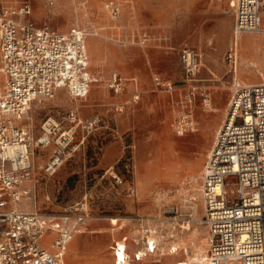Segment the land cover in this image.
Listing matches in <instances>:
<instances>
[{
	"label": "rangeland",
	"instance_id": "1",
	"mask_svg": "<svg viewBox=\"0 0 264 264\" xmlns=\"http://www.w3.org/2000/svg\"><path fill=\"white\" fill-rule=\"evenodd\" d=\"M23 1L32 4L38 24L86 31L90 70L97 82L78 104L83 120L97 122L91 132L78 127L75 145L85 138L84 143L51 177L43 168L52 147L35 150L32 177L24 184L30 194L21 207L59 212L86 192L92 197L90 217L70 243L64 264H113L112 240L123 234L132 238L147 222L166 240L176 226L172 244L180 248L166 260L188 256L202 264L210 243L208 227L192 225L187 231L181 225L191 207L198 219L203 215L200 176L230 99L234 74L225 55L233 40L234 17L229 0H118L117 19L105 8L108 0L0 3ZM237 43L236 78L246 84L263 82L264 34H244ZM184 47L203 56L192 104L193 84L180 59ZM114 71L135 78L127 80L119 94L108 87ZM72 106L67 90H61L54 99L34 103L26 121L39 136L47 117L66 124ZM189 110L193 125L181 135L174 123ZM111 167L123 179L120 195L119 184L111 170L107 172ZM130 188L135 196L129 195ZM182 239L186 247L177 243ZM169 242L165 241L166 252ZM156 259L151 256L135 264H158Z\"/></svg>",
	"mask_w": 264,
	"mask_h": 264
},
{
	"label": "built area",
	"instance_id": "2",
	"mask_svg": "<svg viewBox=\"0 0 264 264\" xmlns=\"http://www.w3.org/2000/svg\"><path fill=\"white\" fill-rule=\"evenodd\" d=\"M229 4L234 17L233 40L225 55L229 72L234 74L230 99L200 176L203 215L198 219L197 212L189 208L181 228L208 227L210 243L202 264H264V82L246 84L236 78L237 37L264 34V0H230ZM105 8L113 19L120 16L118 0H108ZM180 59L193 84L192 104L199 54L184 47ZM126 81L114 71L108 87L119 94ZM96 82L84 29L61 31L48 23L38 24L28 1L0 3V264H62L69 244L90 217L92 197L87 192L59 212L26 210L21 204L30 194L24 184L32 177L35 150L52 147L43 168L45 176L51 177L84 143L85 138L75 145L78 127L91 132L97 119L83 120L78 101L87 97ZM60 90H67L73 103L67 123L47 117L42 134L36 136L24 123L32 105L54 99ZM191 113L174 123L181 135L193 125ZM110 170L120 195L123 179L113 167ZM129 192L134 195L136 190ZM175 229L166 240L155 225L145 223L132 238L125 235L114 241V264H131L148 256H156L161 263L166 253L177 255L180 247L172 244ZM165 241H171L167 252ZM194 263L188 256L175 261Z\"/></svg>",
	"mask_w": 264,
	"mask_h": 264
},
{
	"label": "crops",
	"instance_id": "3",
	"mask_svg": "<svg viewBox=\"0 0 264 264\" xmlns=\"http://www.w3.org/2000/svg\"><path fill=\"white\" fill-rule=\"evenodd\" d=\"M229 2H230V0H229ZM216 7H217V5H216ZM229 7H230V4H229ZM224 11H226V9L224 10ZM230 11H231V8H230ZM222 19H224V16H222L221 17V20ZM232 25H233V23H232ZM219 26V25H218ZM234 26V25H233ZM201 52H202V54H204L203 53V51L202 50H200ZM199 55H201V54H199ZM201 59H203V56L201 55ZM127 80H135V78H133V77H131V78H128L127 77ZM61 91V90H60ZM61 96V95H60ZM229 102V101H228ZM221 126V125H220ZM219 129V128H218ZM125 235H127V234H123V235H121L120 237H116V238H114L113 240H112V243H111V245H110V247H111V253L113 254L114 252H113V245H114V241H116V240H118V239H120V238H122L123 236H125ZM128 236V235H127ZM129 237V236H128ZM69 246H70V244H69ZM69 246H68V249H67V251H66V254H67V252H68V250H69ZM130 250L132 251L133 250V246H132V244L130 243ZM66 254H65V257H66ZM166 256H172V255H169V254H165L163 257H162V261H161V263H158V260L156 259V263H158V264H175V261L177 260V259H179V258H172V259H169V260H166ZM65 257H64V259H65ZM149 257H151V256H148V257H146V258H144V259H142V260H138V261H136V260H133L132 261V263L131 264H135V263H139V262H142V261H144V260H146L147 258H149ZM153 257H156V256H153ZM181 258V257H180ZM112 263L114 264V256H112Z\"/></svg>",
	"mask_w": 264,
	"mask_h": 264
},
{
	"label": "bare ground",
	"instance_id": "4",
	"mask_svg": "<svg viewBox=\"0 0 264 264\" xmlns=\"http://www.w3.org/2000/svg\"><path fill=\"white\" fill-rule=\"evenodd\" d=\"M242 36V35H241ZM239 48V47H238ZM200 56V55H199ZM201 58V57H200ZM238 73V72H237ZM264 82V81H263ZM168 85L169 86H171L172 85V83H168ZM93 86V85H92ZM71 101H72V99H71ZM31 109H33L32 107H31ZM31 119V116H30V113H28V115H27V117H26V120H30ZM25 120V122L24 123H26V125H29L30 123L29 122H27ZM134 196H135V194H134ZM185 229H187V231H190L191 230V227H188V228H185ZM183 241H181V242H177L178 244H180V246H182V247H186V243L184 242V239H182ZM188 249V248H187ZM65 260V259H64ZM62 264H64V261H63V263Z\"/></svg>",
	"mask_w": 264,
	"mask_h": 264
}]
</instances>
